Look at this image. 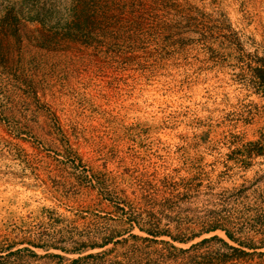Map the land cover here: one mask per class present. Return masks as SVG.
<instances>
[{"label":"rangeland","instance_id":"374dc122","mask_svg":"<svg viewBox=\"0 0 264 264\" xmlns=\"http://www.w3.org/2000/svg\"><path fill=\"white\" fill-rule=\"evenodd\" d=\"M103 1V11L87 13L91 31L67 40L59 28L71 0H0V246L44 245L0 263L126 257L129 264H189L217 251L236 256L215 240L182 253L125 232L123 245L79 244L127 228L116 211L141 212V171L185 157H200L206 180L166 214L208 218L213 211L229 216L242 240L264 237L262 160L245 169L216 163L240 143L264 144V94L253 78L264 68V0ZM79 159L104 179L102 189L81 186ZM160 227L174 231L166 217ZM213 234L237 246L221 231L206 237ZM78 248L81 254L71 252ZM256 251L225 264H264V248ZM88 253L96 255L73 262Z\"/></svg>","mask_w":264,"mask_h":264},{"label":"trees","instance_id":"16d2710c","mask_svg":"<svg viewBox=\"0 0 264 264\" xmlns=\"http://www.w3.org/2000/svg\"><path fill=\"white\" fill-rule=\"evenodd\" d=\"M106 3L103 0H71L65 11V22L59 28L66 39L70 40L82 33H89L92 27L88 21L90 17L87 16V13H94L97 10L103 11ZM253 78L256 79L258 89L264 94V68H255ZM255 158H260L264 164V144L257 140L240 143L231 152V155H227L223 161H216V163H220L226 170H229V162L245 169L251 166L252 160ZM199 160L200 157H185L178 161V166H163L160 170L147 168L141 171L140 176L136 179V184L141 188L139 202L145 204L141 208V212H129L125 210V206L117 207V216H120L121 222L126 223L128 227L119 230L114 229L101 237L100 241H90V243L81 241L79 244L81 248L95 249L104 248L109 244L112 246L123 245L128 241L127 237H123V232L132 240L161 243L182 253L213 240L217 241L221 246L238 253L236 256L219 251L215 253V256L200 254L193 257L189 264H225L240 258L241 255H253L257 252L256 250L264 248V237L257 241L253 238L242 240L236 236L235 231L229 227L231 223L229 216H219L215 212L210 211L211 214L208 218L187 217L182 219L178 215L171 216L166 214V211L174 210L179 203L187 202L192 197V192L201 190L206 180V171H204V167L199 163ZM79 163L82 164L81 159H79ZM71 164L76 165V160L72 159ZM82 167L85 172L84 179H86V183L79 180L81 186L89 185L90 188L97 187L102 189L104 187V179L98 178L93 171L89 172L84 164H82ZM180 172H184V174L182 175ZM260 178L261 176L259 175L254 181H259ZM245 182L243 181L236 188L237 195L240 197L248 189V185H245ZM207 186L210 187V183ZM104 198L106 199L107 197ZM144 216L146 217L144 218ZM165 217L169 223L173 224L174 231L169 227H160L161 220ZM134 228L145 235L141 236L128 230ZM216 231H221L228 240L237 246L229 244L227 240L216 234L206 237L207 234ZM19 244H24L25 246L14 249L17 245L14 241L7 243V245H1L0 258L13 255L22 250L35 254L30 247L44 248L42 243H36L35 241H23ZM177 244L187 245V247H178ZM55 248L66 250L64 247ZM71 252L81 254L83 249L78 248ZM259 254H264V252L260 251ZM95 255L94 253L79 255V257L73 259V262L84 257H94ZM125 258L115 257L112 264H129V261Z\"/></svg>","mask_w":264,"mask_h":264}]
</instances>
